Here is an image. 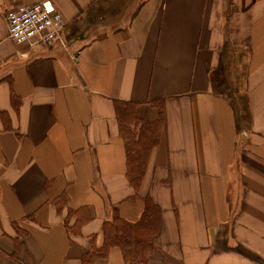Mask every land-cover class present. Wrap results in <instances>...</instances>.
Listing matches in <instances>:
<instances>
[{"label": "crops", "instance_id": "obj_1", "mask_svg": "<svg viewBox=\"0 0 264 264\" xmlns=\"http://www.w3.org/2000/svg\"><path fill=\"white\" fill-rule=\"evenodd\" d=\"M47 1L64 44L9 39ZM262 24L264 0H0V264H264ZM127 107L157 129L138 189Z\"/></svg>", "mask_w": 264, "mask_h": 264}, {"label": "built area", "instance_id": "obj_2", "mask_svg": "<svg viewBox=\"0 0 264 264\" xmlns=\"http://www.w3.org/2000/svg\"><path fill=\"white\" fill-rule=\"evenodd\" d=\"M8 37L18 44L59 41L66 26L63 15L50 2L18 6L5 16Z\"/></svg>", "mask_w": 264, "mask_h": 264}, {"label": "trees", "instance_id": "obj_3", "mask_svg": "<svg viewBox=\"0 0 264 264\" xmlns=\"http://www.w3.org/2000/svg\"><path fill=\"white\" fill-rule=\"evenodd\" d=\"M120 123H121V132L123 135V139L126 142V149H127V163H128V176L131 178V182L135 189L140 187V182L144 174V164L145 159L147 157L148 151L151 150L152 147L156 145L157 142V129L154 126H150V124L146 122H142L140 125L139 132H135L132 128L134 119L132 117L130 109L127 107L123 109L121 113H119ZM150 205L147 204V210L145 213L148 212ZM145 230L151 229L153 224L148 221L143 224ZM125 231L126 229L123 228ZM153 235L151 232H147L146 235H141L143 243L147 246L151 247V238ZM123 240H126L125 238ZM130 244V242H126ZM129 257L132 260L138 261V263L145 264L146 263V253H139L133 254V251L128 252Z\"/></svg>", "mask_w": 264, "mask_h": 264}, {"label": "bare ground", "instance_id": "obj_4", "mask_svg": "<svg viewBox=\"0 0 264 264\" xmlns=\"http://www.w3.org/2000/svg\"><path fill=\"white\" fill-rule=\"evenodd\" d=\"M264 31V24H262L259 28H258V32L259 33H262ZM54 244H55V246H56V249L57 250H60L61 249V247H62V245H63V239H62V237L60 236V235H56L55 237H54Z\"/></svg>", "mask_w": 264, "mask_h": 264}]
</instances>
